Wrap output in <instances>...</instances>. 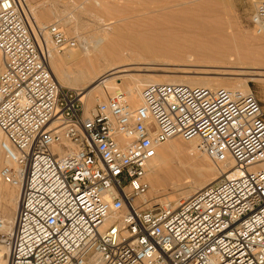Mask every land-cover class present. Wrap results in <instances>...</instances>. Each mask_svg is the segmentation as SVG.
Listing matches in <instances>:
<instances>
[{"label": "built area", "instance_id": "2783aa9c", "mask_svg": "<svg viewBox=\"0 0 264 264\" xmlns=\"http://www.w3.org/2000/svg\"><path fill=\"white\" fill-rule=\"evenodd\" d=\"M31 17L26 0H0L1 177L20 190L14 228L0 218L10 264H264L256 96L159 84L138 107L117 94L88 111L51 68L52 51L78 41ZM250 27L264 36V0ZM177 137L234 167L188 200L150 207L148 168Z\"/></svg>", "mask_w": 264, "mask_h": 264}, {"label": "bare ground", "instance_id": "6f19581e", "mask_svg": "<svg viewBox=\"0 0 264 264\" xmlns=\"http://www.w3.org/2000/svg\"><path fill=\"white\" fill-rule=\"evenodd\" d=\"M26 1L30 9V12L32 14V17H31L32 20L36 22L38 25L46 26L45 24L42 23L43 20H45V14L43 13L38 14V12L40 10L42 11V9H48V8L53 7L54 17L57 18V21H58L56 23L64 26L65 29H67L69 32L70 31L73 32L76 35L75 38L77 39V41H79V43H77V45L71 50H68L67 52H65L64 55L59 56L58 55L59 52L52 51L51 68H52V71L59 85L62 88L78 90V91L83 92L85 103H86V99L89 100L88 105H86V108L88 111L93 109L92 108L93 102L99 103V102H102V100H108L109 96L111 97V95H113L114 93L127 95L131 105L133 107H138L141 104L142 91L144 90V88L150 85H159V84L183 85V86H189V87H203V88H208L212 90L217 89V88H224V89L231 90L235 93H242V94H248L251 92L250 88L246 85V81L238 80L235 78L228 80L226 77H225L226 79H224L218 76L211 77V75L226 76L227 74L226 70L218 71L215 69V71L210 70L209 72L207 73L205 72L203 74H202V71L201 73L196 72L195 74H198V75L201 74V75H206V76H194L195 74H193V77H179V76H160L158 77L156 75L154 76L151 74H145V75L133 74V72H138V73L143 72V71L146 73L151 72L149 71L148 68L142 69L141 67L140 68L137 67L136 65H139L140 62L148 63L151 61H154V62L158 61V62L169 63L172 60H174V58L179 57L180 59V54L181 53L184 54V52H181V51H185V52L188 51L190 55L191 54L195 55V54L200 53L201 54L200 56H202L203 58L201 57L202 59H200L199 61L196 59L197 62L194 60L195 63L197 64L198 63L208 64V65L209 64H216V65L219 64V66H220V63L222 64L224 62L225 64V61L222 60V57H220V54L218 52L220 51L221 53L225 52L226 46L229 45L226 43L229 42L231 44L230 41L223 43L225 39L223 40L224 36H222L221 34H220L222 36L220 37L221 40L219 37H217L220 40V41L217 40L220 42V45H226L224 47L225 49L223 48L224 51L222 48L221 50L217 48L216 49L213 48V45L216 46V42L213 44L208 42L209 39L210 41L212 40L211 37L207 40L208 42L207 44L206 42L203 44H198L200 43L198 40H197L198 43H196V41L194 42L192 40V37H190L191 34L194 35L195 37L196 33L194 34L193 32L194 31L196 32L197 29L195 28L196 30H194L191 33L188 30H186L185 27H184L185 29H183L181 28V26L180 28L177 25L175 26V23L173 24V22H171L173 19L169 21L170 15L172 13L169 15V20L167 19L168 15L166 16V14H165V18L159 17V18H153L149 20L145 19V21H138V22H132V18L124 19L125 21H128V24H127L128 26L125 27V28H128L127 30L128 33L125 34L124 38L121 37V34L123 32L119 30L120 28L115 29L114 34L110 33L109 31L106 32V30H104L103 32L101 31V34H99L100 36L94 34L95 36L88 37L86 36V34L83 33L84 28H85L83 27V25L81 26L80 23L74 24V22H76L77 20V16H74L71 12L67 14V10L60 11L55 6L56 4L55 0H47L41 3H38L36 5L33 4L29 0H26ZM148 1L149 0H136L134 2H139V3L141 2L140 5L142 7V5L144 6L145 4H148L147 3ZM134 2H127V3L131 4ZM250 2L256 5L258 2L260 3V0H250ZM95 3L97 6H100L101 4L99 1H96ZM212 7L214 8V5ZM107 10L108 9L103 8L104 12ZM201 10L203 12L207 11V9H205L206 11H204L203 9ZM201 10L199 12L202 14L203 12H201ZM131 11L133 12L134 10H131ZM180 13L178 15L179 17L178 19H180V16H181L182 18L186 19L189 23L195 17L194 16L192 18L191 16L193 15L187 13L188 15H190V18H192L190 20V19H187L189 16L188 17L186 16L187 18L184 17L186 15L185 12H184L185 15L184 14L181 15ZM172 16L173 15H171V17ZM181 20H176V21L180 22ZM195 20L193 22H195ZM205 21L207 22L203 21L204 24L203 22L202 24L199 22L201 26L203 25V28H200L198 32H200L201 29L210 31L211 28H215V25L212 27L208 26L207 27L208 30H207L204 27V25L209 23L210 20L209 21L205 20ZM213 23L216 24V22L214 21H212V23L210 22V24H213ZM195 24L193 23L191 26ZM216 25H218L217 27L221 26L220 23ZM186 27H188L187 29L191 28L190 25L189 26L187 25ZM221 28L220 27L215 28V30L219 29L220 31ZM185 33L187 36L185 35ZM205 33L202 32V35H204V38L206 37ZM182 34H184L186 37H182ZM197 35L199 34L197 33ZM201 37L196 36L195 38L197 39ZM260 37H264V36H260ZM207 38L208 37H206L205 39ZM261 40L264 41L263 38ZM47 41L49 45L51 46L50 40H47ZM241 41H244V40H241ZM244 42L243 44H245L244 46H246L247 42L245 43ZM218 43H217V46H218ZM241 43L240 45H242ZM240 45L238 46L237 44H235L236 47L234 46L235 48H237L235 50L239 49V51H244L243 53H245L243 56H238V54L239 55L241 54L240 52L238 53L237 51L238 53L237 56H234V57H237L234 59H237V63L239 65L240 64L246 65V64H249L250 62L257 63L260 60L263 61V63L262 62L261 63L264 64V43L263 45L259 44V46H256L254 45V43L249 42L247 44L249 47L247 46L248 49L246 50H241L242 46L240 47ZM219 47H223V46H219ZM77 48H80V49H77ZM226 52H227V49H226ZM234 54L236 55L235 52ZM227 56H229V54H227ZM190 57H193V55ZM226 59L230 60L231 58L228 57ZM234 59H231V60H234ZM182 61H185V60H182ZM244 61H246L247 63ZM73 64L77 65L76 66L77 68L75 70L74 68H71V65ZM2 139H3V134L0 131V143ZM189 143L194 148L198 149L199 147L198 141L192 140V141H189ZM179 148L180 146H179V143L176 141V139L169 140L167 143L163 144L159 148L157 157L150 164L146 179L151 184V187H152L151 192L155 193V195H158L161 190H164V188L168 185L167 183H169V181H174L177 179V177L175 176L177 175L175 174V171H177V168H175L176 166L173 164V158L175 157ZM0 154H2V156L4 157L1 147H0ZM203 154H204V158L208 159V156L205 153ZM177 158H178V155H177ZM217 163L220 165V168L217 169L218 171H220V173L217 172L218 173L217 174L214 171H208L210 173L207 172V175L204 174V175H201L197 180L195 179L196 181L189 185L188 189L184 192L185 195L182 197L181 200L190 199L194 194L204 189L206 186L210 185L211 183L217 181L221 175L225 173H229L234 167L233 160L229 158L220 160ZM4 164H5V157H4L3 165ZM173 177H174V180H173ZM5 195H10V197L12 199L15 198L13 200L16 201V204H14L15 203L14 202L11 206L5 208V212H4L5 215L3 216L4 218L2 217V219L6 222L7 228L13 229L15 225L17 211L20 206V190L5 183L1 177V171H0V199H3ZM146 196L144 197V200H146V202L148 203V199ZM181 200H178V198L176 200L175 198L174 202L179 203ZM168 204L169 203L167 204L164 203V205H168ZM4 246L0 244V264H10V252L9 250L5 248L6 246L5 247Z\"/></svg>", "mask_w": 264, "mask_h": 264}, {"label": "rangeland", "instance_id": "374dc122", "mask_svg": "<svg viewBox=\"0 0 264 264\" xmlns=\"http://www.w3.org/2000/svg\"><path fill=\"white\" fill-rule=\"evenodd\" d=\"M29 1H31L33 4L36 5L38 3H41V2H44L47 0H29ZM55 1H56L55 6L60 11L67 10V14H69L71 12L74 16H77V20H76V22H74V24L80 23L81 26L83 25V27H85L83 33L86 34V36H88V37L99 35V34H101V31L103 32L104 30H106V32L109 31L110 33L114 34L115 29L120 28L119 30H121L124 33V34L123 33L121 34V37L124 38L125 34L128 33V31H127L128 28H125L128 26L127 25L128 21H125L124 19L132 18V22H138V21H145V19L149 20V19L159 18V17L165 18V14H166V16L168 15L167 19L169 20V15L171 13H172L171 15H173V16L171 17V15H170L169 21H171V19H173L171 22H173V24L175 23V26L177 25L179 28L181 26V28H183V29L186 28V30H188L191 33L197 29L196 32L194 31L193 33L194 34L196 33L195 37L196 36L197 37L202 36L201 38L196 39L194 37V35H192L191 33H189V34H191L190 37H192V40L194 42L195 41H196V43H198V41L200 42L198 44H203L205 42H206V44L208 42L213 44L216 42V46H217V43L221 40L220 37L224 36L223 40L225 39L226 41L222 40L223 43L230 41L231 44L228 42L226 44H229V45L226 46V45H220V42H219L218 46L216 47L215 45H213V48L214 49L217 48V49L221 50V48L223 49L226 46L227 52H226V49L224 48L226 53L225 52L221 53V51L218 52L220 54V57H222V60L225 61V64L223 61H222L223 62L222 64L220 63V66H219V64L218 65H216V64H209L208 65V64H199V63L197 64V63H195V61L197 62V60L199 61L200 59L203 58L202 56H200L201 55L200 53L195 54V55L194 54L190 55L188 51H186V52L181 51V52H184V54L183 53L180 54V59H179V57H177L178 59L174 58V60H172L169 63L151 61L148 63L145 62L146 63L145 64L144 62H140L139 65H136L137 67H139V68L141 67L142 69L148 68L149 71H151V72H149V73H146L144 71L140 72V73L133 72V74H142V75L151 74L154 76L156 75L158 77H160V76L193 77V74H195L196 72L201 73V71H202V74H203L205 72L206 73L209 72L210 70L215 71V69L218 71H220V70L225 71L226 70V73L228 74V75L226 74V76L211 75V77L212 76H214V77L218 76V77H221L224 79L227 78L228 80L235 78L238 80L246 81V85L250 88L251 92L256 96V98L260 102L262 109H263V113H264V64H262L263 61L260 60L257 63L250 62L249 64H246V65H243V64L239 65L237 63V59H234V58H237L234 56H237V54L239 52L241 55L238 54V56H243L245 54V53H243L244 51H239V49L235 50V49H237V48H235L236 47L235 44H237L239 46L240 43L242 42L241 43L242 45H240V47L242 46L243 48L241 47V50H246L249 47L247 45L249 42L254 43V45H256V46H259V44L263 45V43H264V41L261 40L262 38L264 39V37L258 36L250 27L251 17L254 14L256 7H257L259 2L256 5H254L252 2H250V0H149L147 2L148 4H145L144 6L142 5V7H141V5H140L141 2L140 3L134 2V3L129 4L127 2H117V1L115 2V1H111V0H55ZM96 1H99L101 3L100 6L96 5V3H95ZM260 1H262V0H260ZM138 3H139V5H138ZM215 4L217 7L215 6ZM213 5H214V8L212 7ZM137 7H139V8H137ZM103 8L104 9L106 8L108 10L104 12ZM129 9H130V11H129ZM199 9L200 10L203 9L204 11H206L205 9H207V11H206L207 13L203 12L201 10V12H203L201 14L199 12L200 11ZM131 10H134V11L132 12ZM187 11H189L191 13H189ZM184 12L186 15L184 14ZM41 13L45 14V20H43V22H42L43 24L52 25V24H55L56 22H58L57 18L54 17L53 7L48 8V9H42V11L40 10L38 12V14H41ZM179 13L181 15L184 14L185 15L184 17L189 16L188 18L187 17L186 18L190 19V20L194 16L195 17L189 23L186 19L182 18L181 16H180V19H178ZM187 13L192 14L193 15V16H191L192 18H190V15H188ZM195 18H196V20L199 19V20H197L198 23L196 22ZM181 19H183L184 21ZM176 20H181L182 22L181 21L179 22ZM194 20H195V22H193ZM200 20L201 21L203 20L204 22H207L205 20H208V21L210 20L211 23H212V21H214V22H216V24L220 23L222 28H221V26H219L221 28L219 31V29L215 30V28H219V27H217L218 25H216L214 23L210 24V22L207 23L208 25L205 24L206 26L204 25V27L207 30H208V28H207L208 26L212 27L215 25V28L210 27L211 28L210 31H206L204 29H201L202 32L205 33V31H206V33L208 32L207 34H209V35H207L205 33V36L208 37L207 39H205L206 37L204 38V35H202V32L201 31L198 32V30L200 28H203V25L201 26L203 21L201 22ZM218 21H220V22H218ZM184 22H186V23H184ZM204 22H203V24H204ZM180 23L182 25L183 24H185V25L187 24L188 26L190 25L191 28L187 29L188 28V27H186L187 25L182 26ZM193 23L194 24L197 23V24L191 26ZM62 27L65 29L64 26H62ZM70 27H71V25H70ZM197 27H199V28H197ZM65 31L70 38H75L76 35L73 32H71V31L69 32L67 29H65ZM217 31H219V32H217ZM197 33L199 35H197ZM185 35H186V33H185ZM185 35L182 34V37L187 36V35L186 36ZM210 37L214 41H212V40L210 41V39H209ZM217 37H219L220 40ZM256 39L258 40V42ZM207 40H208V42H207ZM217 40H219V41H217ZM241 40H244L245 42H247L246 46H244L245 44H243L244 41H241ZM259 40H260V42H259ZM234 41H235V43H234ZM237 42H239V43H237ZM78 43H79V41H78ZM219 46H223V47H219ZM77 49H80V48H77ZM224 49H223V51H224ZM68 50H71V49H67L64 52H60L58 55L59 56L64 55V53L67 52ZM233 51L236 53V55L234 54ZM237 51H238V53H237ZM227 54H229V56H227ZM192 55H193V57H190ZM197 55H199V56H197ZM224 57H226V58L230 57L231 59H234V60H231V59L229 60V59H226ZM1 60L2 59H1V54H0V71H1V67H2ZM182 60H185V61H182ZM244 62H246V61H244ZM76 66H77L76 64H73V65H71V68H74V70H75L77 68ZM194 76H206V75L195 74ZM208 76H210V75H208ZM217 89H219V88H217ZM116 94H118V93H116ZM116 94L114 93L113 95H111V97L109 96L108 100H110ZM108 100H102V102H107ZM88 103H89V100L86 99V105H88ZM97 103L98 102H93L92 108H94ZM174 139H176V141L179 143V146H180L178 152L176 153L175 157L173 158V164L176 166L175 168H177V171H175V174H177V175H175L177 177V179L175 178L176 180H174V177H175L174 176L173 177L174 181H169V183H167L168 185L164 188V190H161L158 195H155V193L151 192L152 191L151 184L146 179L147 183L150 186L149 192L146 196L148 199V206H150V207H153L156 205L157 206H164V203L165 204H167V203L176 204L174 202L175 198H176V200H177V198H178V200H181L182 197L185 195L184 192L188 189L189 185L191 183L195 182L201 175H204V174L207 175L208 171H214L216 173L217 172L220 173V171L217 170L220 168V165L217 163L220 160L214 161L207 154L206 155L208 156V159H205L204 154L201 153L199 151V149L194 148L189 143V141H186V140L179 138V137L174 138ZM177 155H178V158H177ZM3 163H4V157L2 156V154H0V171L2 169ZM217 166H219V167H217ZM177 172H179V173H177ZM204 172H206V173H204ZM208 173H210V172H208ZM171 182H173V183H171ZM5 196L3 197V199H0V204H1V206H0V218H2L5 215V213H4L5 208L11 206L14 202H15L14 204H16V201L13 200L15 198L12 199L10 197V195H5ZM169 200H171V201H169ZM2 210H4V211H2ZM1 245H3V244H1ZM5 248L8 250L7 247H5Z\"/></svg>", "mask_w": 264, "mask_h": 264}]
</instances>
